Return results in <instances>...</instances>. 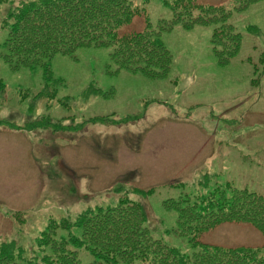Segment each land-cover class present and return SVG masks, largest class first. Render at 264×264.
Segmentation results:
<instances>
[{
    "label": "rangeland",
    "instance_id": "obj_1",
    "mask_svg": "<svg viewBox=\"0 0 264 264\" xmlns=\"http://www.w3.org/2000/svg\"><path fill=\"white\" fill-rule=\"evenodd\" d=\"M26 1L32 0L0 4V122L9 121L14 129L28 118L57 124L70 118L74 126L96 118L139 120L119 127L88 123L82 136L79 129L31 136L0 126V244L16 241L25 260L33 262L36 239L50 220L74 222L81 213L127 199L142 208L153 240L191 257L198 250L191 248V237L172 233L178 215L167 211L165 202L192 203L218 196L217 190L232 192L225 190L228 183L264 199V2L233 14L230 22L243 42L225 66L212 52L215 26L190 32L176 27L160 37L171 55L166 79L116 73L111 49H82L52 58L46 81L42 67L14 70L4 61L7 15ZM131 1L146 11L154 29L172 20L163 0ZM196 1L233 11L231 0ZM143 21L136 19L131 30L141 31ZM249 27L260 33H248ZM11 211L19 213L13 217L23 226L11 223L6 215ZM10 233L16 236L4 238ZM72 235L80 238L81 230ZM193 239L225 250L261 249L264 257V237L250 225L226 224ZM78 259L94 262L85 251Z\"/></svg>",
    "mask_w": 264,
    "mask_h": 264
},
{
    "label": "trees",
    "instance_id": "obj_2",
    "mask_svg": "<svg viewBox=\"0 0 264 264\" xmlns=\"http://www.w3.org/2000/svg\"><path fill=\"white\" fill-rule=\"evenodd\" d=\"M261 2L264 0H231L233 11H228L225 6L201 5L196 0H163L172 20L160 21L154 29L146 11L135 7L131 0L26 1L7 15L8 38L4 44L7 55L4 61L14 70L42 67L48 81L47 68L52 58L71 56L82 49H111L110 63L115 66L116 73L140 75L151 81L163 80L168 78L171 55L161 43V35L176 27L190 32L195 27L215 26L212 52L219 64L225 66L239 55L243 42L242 35L230 22L233 14L244 13ZM141 17L144 20L142 30L132 31L134 21ZM248 33L257 35L260 32L249 27ZM42 97L43 93L37 99ZM111 118H96L77 126L71 124L70 118L60 124L47 117L28 118L22 127L12 129L10 127L14 124L9 121L0 122V126L5 123L3 128L31 136L43 131L71 135L88 123L119 127L139 120L138 117H129L116 122ZM59 173L63 176L69 174L65 170ZM225 190L232 192L217 190L218 196L208 194L192 203L186 198L163 204L167 211L178 215L177 230L172 233L191 237V248L198 250L191 257L153 240L144 226L146 217L142 208L122 199L114 208L81 213L74 222L50 220L36 239L38 253L33 262L25 260L24 250L16 245V241L1 243L0 264H37V261L40 264H83L78 259L80 251L93 258L91 264H264L261 249L225 250L198 244L193 239L226 224L250 225L264 237V199L248 190L232 189L230 183ZM133 194L147 196L152 190H134ZM6 215L14 226H23L20 220H16L19 213L11 211ZM74 229L81 230L80 238L72 235ZM13 234L16 236V233H10L4 238Z\"/></svg>",
    "mask_w": 264,
    "mask_h": 264
},
{
    "label": "crops",
    "instance_id": "obj_3",
    "mask_svg": "<svg viewBox=\"0 0 264 264\" xmlns=\"http://www.w3.org/2000/svg\"><path fill=\"white\" fill-rule=\"evenodd\" d=\"M84 131H85V129L81 130V133H80L79 135L82 136V133H84ZM33 160H34V158H33ZM34 161H35V160H34Z\"/></svg>",
    "mask_w": 264,
    "mask_h": 264
}]
</instances>
